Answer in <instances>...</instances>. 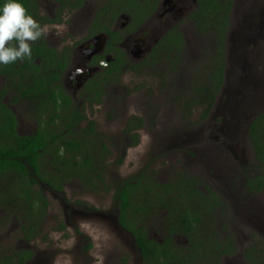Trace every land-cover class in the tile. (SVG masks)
<instances>
[{"label":"rangeland","instance_id":"1","mask_svg":"<svg viewBox=\"0 0 264 264\" xmlns=\"http://www.w3.org/2000/svg\"><path fill=\"white\" fill-rule=\"evenodd\" d=\"M37 2L39 16L60 19L47 24L50 31L44 36L48 46L60 50L77 48L94 36L87 34L91 20L109 0H83L76 9L61 8L58 0ZM227 19L224 80L207 113L205 105H189L214 67L210 57L215 41L212 34L197 32L188 16L176 22L184 46L175 62L163 59L142 63L140 71L123 69L118 82L105 85L100 102L91 106L80 93L71 91L69 83L66 86L69 76H80L82 71L73 67L69 75L71 66L67 65L60 84L64 93L82 106L80 128L93 121V142L96 147L102 142L107 151L104 185L97 181V186L86 188L71 177L63 181L60 193L43 187L48 204L38 223L40 232L32 240L22 236L24 219L19 211L0 208V264L3 255L24 249L33 252L24 264H120L122 260L124 264H143L132 237L117 222L113 200L114 180L139 172L158 183L174 182L180 173H188L202 191L220 196L221 205H216L209 228L222 238L230 236L234 245V253L223 257L221 264H251L244 257L250 245L264 257V188L251 193L246 186L248 178L264 176L247 135L250 120L264 112V0H231ZM115 21L112 27L117 28L125 20ZM151 21L157 27L156 35L163 22L154 16ZM149 22L145 19L141 29ZM140 27L133 31L134 38L120 39L129 46L121 47L133 67L142 61L129 53L135 39L150 41L154 36H143ZM5 86L9 89L3 101L15 115L17 132H33L35 111L25 99L11 103L14 91L0 76V88ZM133 115L142 121H134L129 134L126 124ZM99 153H103L101 148ZM161 218V213L157 214L148 227L153 238H160ZM182 242L181 236L175 238V243Z\"/></svg>","mask_w":264,"mask_h":264},{"label":"trees","instance_id":"2","mask_svg":"<svg viewBox=\"0 0 264 264\" xmlns=\"http://www.w3.org/2000/svg\"><path fill=\"white\" fill-rule=\"evenodd\" d=\"M58 1L62 3L61 8L67 5L76 9L83 0ZM22 2L27 12L41 25L60 20L39 16L37 0ZM230 3L231 0H196V7L189 17L197 32L212 34L215 41L210 57L214 67L208 72L206 85L198 88L189 105H205L204 113L211 108L224 80L223 55ZM156 5L153 0L148 12L147 1L109 0L96 12L88 28L89 34L102 31L109 35L104 53L112 54V59L108 67L86 83L88 90L95 85L103 89L107 83L118 81L125 66L140 71L145 65L142 63L149 61L166 59L175 62L184 46L183 34L178 27L166 31L148 54L149 57H142L140 64L134 67L129 64L123 49L115 46L122 38L119 30L111 28L117 15L126 13L131 17L124 31L133 32L155 10ZM106 12H111L109 17H105ZM31 48V58L0 65V76L6 78V83L14 91L11 103L25 99L36 113L35 130L19 134L15 115L3 101L9 88H0V208L13 213L19 211L20 218L24 219L20 229L26 240H32L40 232L38 223L48 204L44 188L60 193L63 181L71 177L81 181L86 188L97 186V181L104 185L102 170L107 158L104 144L101 142L100 147H96L93 142L94 122L89 121L85 128H80L84 116L61 87L60 77L68 64L67 56L48 46L44 36L32 43ZM99 93L97 90V95ZM134 121L141 124L142 118L129 117L125 129L129 134ZM247 135L256 161L264 167V112L250 120ZM99 148L103 153L98 154ZM179 175L178 180L168 183H158L145 172L114 180L113 200L119 210L118 223L132 235L143 264H218L223 253H234L230 236L222 238L211 229L208 233L203 223L215 212L216 205H221L219 195L211 190L203 192L188 173ZM246 186L251 193L262 190L264 176L257 174L248 178ZM158 213L162 215L161 242L149 238L145 226L137 225ZM176 235L183 238L181 244L175 243ZM251 253L250 258L255 250L252 249ZM32 254L30 249L14 251L3 255L1 262L24 264ZM260 257L261 264H264V257ZM124 262L122 260L120 264Z\"/></svg>","mask_w":264,"mask_h":264},{"label":"flooded vegetation","instance_id":"3","mask_svg":"<svg viewBox=\"0 0 264 264\" xmlns=\"http://www.w3.org/2000/svg\"><path fill=\"white\" fill-rule=\"evenodd\" d=\"M143 1H147V11L149 12L151 10V2H153V0H143ZM155 1L157 2L155 10L146 18V19L150 20V22H149L150 25L147 28L144 27L143 29H141V27H140V29H139V30H141L142 35L146 34V36H149L150 34H154L153 38L150 41H146L145 39H143V40L142 39H135V42L132 44L133 49L129 50L130 55L132 53L133 55L139 56L141 59H142V57H149L148 54L151 53L153 48L157 45L158 41L160 40L161 36H163L166 33V31L171 30L173 27H177L176 22L179 20V17L188 16V18H189L190 13L196 7V0H155ZM110 13L106 12L105 17H109ZM94 14H96V13H94ZM153 16L160 19L163 22L159 26L161 28V31L156 35H155V33L157 30V27L151 21V18ZM49 18H55V17H49ZM120 18H123L125 21L122 24H120L119 27L117 26V28L112 27L114 25V24H112L111 25L112 30H119L121 32L120 35L122 36V38L123 37H125L127 39H130L131 37L134 38L133 36H135V33H133L132 31L131 32H125L124 31V29L127 27L128 22H129L131 17L126 13H120L117 15L116 20L120 19ZM115 22L116 21H114V23ZM253 22L255 25L254 19H253ZM53 23H55V22H53ZM53 23H44L42 25L53 24ZM107 23H109V22H107ZM258 26H259V24H258ZM248 29L250 31V25L248 26ZM89 33L90 32L88 30L87 34H89ZM93 35L94 36L90 40H88L89 39L88 38L85 42L79 44L77 48L71 49V46H67V47H64L63 49H60V50L55 49L58 52V54L64 53L67 56L66 61L68 64L70 63V66H71V67H69V71H68L69 75H70L73 67L81 68V70H82L81 75L78 76V75L73 74V75L69 76L67 79L68 81L66 83V86L69 83L70 86H68V87H70L72 89L71 91H73V93H75V94L80 93L82 95L83 99L89 104V106H91L94 101L100 102V98L102 96L103 91H102V87L97 88L96 85L94 87H92L91 90H88L86 88V83L88 81H90L92 78H94L96 73H98V72L102 71L104 68L108 67L110 65L109 61L112 59V54L104 53L105 44H106V41L109 39V35L107 33L102 32V31H97V32L93 33ZM99 36H104V39L99 38ZM115 46H117V47L124 46L125 49H129V46L126 45L125 42H121V41H118L117 43H115ZM65 48H66V50H65ZM102 55H103V58H102ZM150 62L154 63L152 61H150ZM67 65L63 70V73L60 77V81H61V78L63 77V74L65 73V71L67 69ZM125 68H128V67L125 66L123 69H125ZM116 82H118V81H116ZM113 83H115V82H113ZM96 89L99 90V92H100L99 95H97ZM76 92H78V93H76ZM68 97L71 99L72 104L75 105L80 110V112H82V110H81L82 106L77 105L76 102H73L72 98L69 95H68ZM96 98H99V99L97 100ZM203 192L206 193L207 190H205ZM219 200L222 201L220 196H219ZM84 207H86V206L84 205ZM118 212H119V210L117 208V217H118ZM156 215L157 214H155L151 218L146 219L142 223L138 222V224H137L138 226L140 224L145 226L146 231H147V235L149 238H153V237L151 235H149L148 227L151 224V220ZM214 215H215V213H212L209 215V217H207V219L203 220L204 226H206L208 229V233H211L209 227L211 226V222L213 221ZM117 222H118V220H117ZM161 222H162V220H161ZM124 231H126V230H124ZM160 232H162V224H161V231ZM129 235L132 237V235L130 233H129ZM176 237H177V235L175 236V238ZM132 239H133V237H132ZM153 239L158 240L160 242L162 241L161 236H160V238H153ZM133 242H134V239H133ZM176 244H178V243H176ZM246 249L244 250L245 259L251 264H259L258 261H260V264H261V259H260L261 258L260 257L261 251L257 250L254 245H250ZM252 249L255 250V253L253 254L254 256L252 258H250V254H252L251 253ZM245 251H246V254H245ZM232 254L223 253L220 257V261L218 264H221V260L223 257L229 256ZM251 259H255V261H257V262H253Z\"/></svg>","mask_w":264,"mask_h":264},{"label":"clouds","instance_id":"4","mask_svg":"<svg viewBox=\"0 0 264 264\" xmlns=\"http://www.w3.org/2000/svg\"><path fill=\"white\" fill-rule=\"evenodd\" d=\"M53 27L62 29L63 25ZM49 31L48 25H41L27 12L22 0H0V65L31 58L32 43Z\"/></svg>","mask_w":264,"mask_h":264},{"label":"water","instance_id":"5","mask_svg":"<svg viewBox=\"0 0 264 264\" xmlns=\"http://www.w3.org/2000/svg\"><path fill=\"white\" fill-rule=\"evenodd\" d=\"M102 37H104V36H99V38H102ZM243 40V39H242Z\"/></svg>","mask_w":264,"mask_h":264}]
</instances>
